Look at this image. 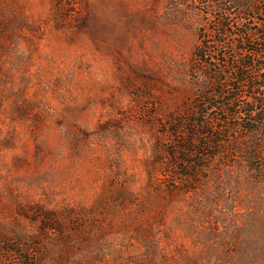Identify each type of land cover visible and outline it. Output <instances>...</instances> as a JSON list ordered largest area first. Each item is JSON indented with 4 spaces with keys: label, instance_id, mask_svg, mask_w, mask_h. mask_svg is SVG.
<instances>
[{
    "label": "rangeland",
    "instance_id": "374dc122",
    "mask_svg": "<svg viewBox=\"0 0 264 264\" xmlns=\"http://www.w3.org/2000/svg\"><path fill=\"white\" fill-rule=\"evenodd\" d=\"M253 47L264 68V0H0V264H264L253 136L222 109ZM198 105L212 158L199 126L179 154Z\"/></svg>",
    "mask_w": 264,
    "mask_h": 264
},
{
    "label": "trees",
    "instance_id": "16d2710c",
    "mask_svg": "<svg viewBox=\"0 0 264 264\" xmlns=\"http://www.w3.org/2000/svg\"><path fill=\"white\" fill-rule=\"evenodd\" d=\"M207 49L208 47L205 46L198 49V51L196 52V56L198 57L197 60L205 59L208 56L209 51ZM262 55L263 50L255 49L254 47L253 49L247 50V53L242 55L240 59V67H238V69L236 70L237 77L234 80L236 84H240V86H242H239L238 90L246 88L247 91L250 92L249 102H244L242 105H240V110L238 112L234 109V103H232V105L230 103L225 104L224 107H222V109L225 110L226 113L238 116L240 120L238 126L241 131L253 136V139L247 150L248 152L245 153V157L250 163V169H252L253 174L256 176L257 180L264 178V167L262 166L264 162V68L258 67L256 69V64L258 61L256 62L254 58L257 56L261 57ZM253 69H255L254 71H252L253 75L249 76L248 72ZM219 74L221 75L222 73ZM219 80L217 85L222 84V81ZM224 86H227V84L224 83ZM232 90H236L235 86L232 87ZM213 95L217 96L216 92H210V94H207L206 97ZM203 104L204 106H207V109L209 111L213 110V107H209L210 104ZM200 107L201 105H198V111H194L192 113V117L194 118L191 119L189 123L190 126L193 127L192 132L190 133V137L185 141V145H183L179 149V154H190L192 157L199 155L198 152L193 153L192 150H190L191 148H193V146L196 147L198 145L200 147L202 145V139H198L199 129L198 131L196 130V127L198 128L199 126L207 128L206 132H203V136L208 140V145L206 146L207 150L212 152V154H207V157L212 158L221 153V150L218 148L219 146H221V137L227 131H218V129L214 127H212V129H209V124H206V121H202L203 123L201 124L199 118L205 116V114H201L200 110L202 109V107ZM180 164H185L184 167L188 172V174H186L188 176H192L195 170L200 168V165L196 160H193L191 162L182 160Z\"/></svg>",
    "mask_w": 264,
    "mask_h": 264
}]
</instances>
